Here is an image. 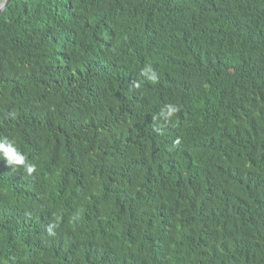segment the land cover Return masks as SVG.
Returning a JSON list of instances; mask_svg holds the SVG:
<instances>
[{
    "label": "trees",
    "instance_id": "obj_1",
    "mask_svg": "<svg viewBox=\"0 0 264 264\" xmlns=\"http://www.w3.org/2000/svg\"><path fill=\"white\" fill-rule=\"evenodd\" d=\"M0 137V264H264V0H10Z\"/></svg>",
    "mask_w": 264,
    "mask_h": 264
},
{
    "label": "clouds",
    "instance_id": "obj_2",
    "mask_svg": "<svg viewBox=\"0 0 264 264\" xmlns=\"http://www.w3.org/2000/svg\"><path fill=\"white\" fill-rule=\"evenodd\" d=\"M142 74L148 76L149 79H154L155 74L151 66H147L141 70ZM149 73H152L149 76ZM176 108L172 105L166 106V111L162 110V115L165 118H170ZM0 160L4 162L11 172L23 170V172L31 175L36 171V165L28 161L27 156L17 147L16 143L8 137H0Z\"/></svg>",
    "mask_w": 264,
    "mask_h": 264
},
{
    "label": "water",
    "instance_id": "obj_3",
    "mask_svg": "<svg viewBox=\"0 0 264 264\" xmlns=\"http://www.w3.org/2000/svg\"><path fill=\"white\" fill-rule=\"evenodd\" d=\"M10 0H0V13H2L8 6Z\"/></svg>",
    "mask_w": 264,
    "mask_h": 264
}]
</instances>
